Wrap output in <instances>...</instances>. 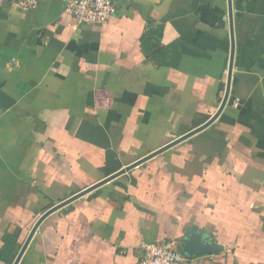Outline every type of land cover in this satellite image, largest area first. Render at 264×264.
<instances>
[{"label": "crops", "instance_id": "1", "mask_svg": "<svg viewBox=\"0 0 264 264\" xmlns=\"http://www.w3.org/2000/svg\"><path fill=\"white\" fill-rule=\"evenodd\" d=\"M0 0V264L48 209L205 123L223 98L227 0ZM228 100L205 129L47 215L18 264H138L204 231L184 264H264V0H231ZM157 35L144 41L147 31Z\"/></svg>", "mask_w": 264, "mask_h": 264}, {"label": "water", "instance_id": "2", "mask_svg": "<svg viewBox=\"0 0 264 264\" xmlns=\"http://www.w3.org/2000/svg\"><path fill=\"white\" fill-rule=\"evenodd\" d=\"M228 4V17H229V33H230V56H229V63H228V70H227V80H226V86H225V91L223 98L220 102V105L216 112L202 125L196 127L195 129L189 131L188 133L182 135L181 137H178L177 139L171 141L170 143L164 145L163 147L157 149L156 151H153L146 155L145 157L139 159L138 161L124 167L123 169H120L113 175H110L109 177H106L97 183L87 187L86 189L70 196L69 198L57 203L47 211H45L33 224L31 227L25 241L23 242L21 248L19 249L15 259L13 260L12 264H18L21 256L23 255L31 237L33 236L35 230L37 229L38 225L41 223V221L50 213L53 211L71 203L72 201L76 200L77 198L83 196L84 194L90 192L91 190L97 188L98 186L108 182L109 180L113 179L114 177L118 176L119 174H122L131 168L135 167L136 165L146 161L147 159L155 156L156 154L163 152L164 150L172 147L173 145L179 143L180 141L192 136L193 134L205 129L207 126H209L220 114L222 111L223 107L225 106L227 100H228V95H229V87H230V79H231V70H232V64H233V52H234V38H233V24H232V10H231V0H227ZM183 247L181 250V253L185 256H192V255H203L212 251H217V249L220 247L218 246L213 240H211L210 236H208L204 231H193L189 233L185 238L183 239Z\"/></svg>", "mask_w": 264, "mask_h": 264}, {"label": "built area", "instance_id": "3", "mask_svg": "<svg viewBox=\"0 0 264 264\" xmlns=\"http://www.w3.org/2000/svg\"><path fill=\"white\" fill-rule=\"evenodd\" d=\"M22 9L37 5V0H8ZM118 0H66L64 11L80 23L104 24L115 13ZM185 256L170 240L143 242L138 264H184Z\"/></svg>", "mask_w": 264, "mask_h": 264}, {"label": "trees", "instance_id": "4", "mask_svg": "<svg viewBox=\"0 0 264 264\" xmlns=\"http://www.w3.org/2000/svg\"><path fill=\"white\" fill-rule=\"evenodd\" d=\"M157 35V30L155 29H150L149 31H147L146 35H145V38H144V41L145 43L147 44L151 38H154L155 36Z\"/></svg>", "mask_w": 264, "mask_h": 264}]
</instances>
